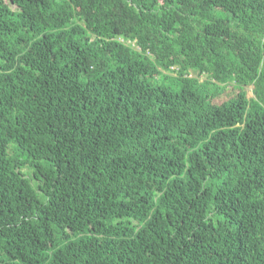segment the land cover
Returning <instances> with one entry per match:
<instances>
[{"label":"trees","instance_id":"16d2710c","mask_svg":"<svg viewBox=\"0 0 264 264\" xmlns=\"http://www.w3.org/2000/svg\"><path fill=\"white\" fill-rule=\"evenodd\" d=\"M0 264H264V0H0Z\"/></svg>","mask_w":264,"mask_h":264},{"label":"rangeland","instance_id":"374dc122","mask_svg":"<svg viewBox=\"0 0 264 264\" xmlns=\"http://www.w3.org/2000/svg\"><path fill=\"white\" fill-rule=\"evenodd\" d=\"M194 75H195V73H194ZM200 78H201V80H202V79L205 78V76L203 75V76H201ZM248 96H249V97H252V96H253V93H252V86H249V87H248Z\"/></svg>","mask_w":264,"mask_h":264}]
</instances>
